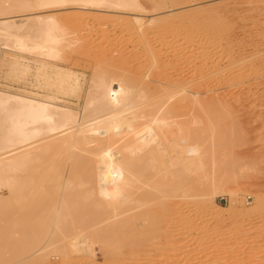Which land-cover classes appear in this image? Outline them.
I'll use <instances>...</instances> for the list:
<instances>
[{
	"label": "bare ground",
	"instance_id": "bare-ground-1",
	"mask_svg": "<svg viewBox=\"0 0 264 264\" xmlns=\"http://www.w3.org/2000/svg\"><path fill=\"white\" fill-rule=\"evenodd\" d=\"M178 2L0 0V41L20 54L11 72L20 73L25 82L32 76V88L39 86L45 93L40 96L38 89L22 93L0 89V187L16 198L26 188L22 185L30 181L28 178L43 169L49 175L41 186L56 190L51 206L42 210L50 214H46L48 220L43 218L47 224L42 240L36 245L33 242L32 256L39 257L58 245L55 241L72 202L69 188L77 178L82 184L99 181L100 198L110 190L116 192V204L124 208L119 216L127 219L146 216L140 204L163 198L169 206L162 215L176 221L177 248L182 254L185 250L175 264H192L193 252L200 260L214 261L217 250L234 245L233 237L245 233L242 224L250 225L264 217V192L258 193L250 206L242 202L234 187L232 205L240 203L243 214L258 212L260 217L251 215L238 222L231 215L227 231L233 236L228 235L221 230L224 226L220 224L222 218L218 220L220 210L214 199L216 192L229 184L235 186L245 173L239 169L241 165L235 177L231 166L232 175L223 174L230 168L222 159L228 153L225 139L232 132L220 130L219 125L233 120L225 111L232 107L224 99L232 96L233 88H247L251 82L248 88L256 87L264 67L254 65V51L240 55L228 46L229 41L224 42L226 34L220 24L223 10L215 9L214 15L203 9L174 12ZM57 9H94L131 17L105 18L112 22V31L122 35L114 44H124L113 48L114 55L113 50L111 54L100 50L86 59L92 72L84 85L75 70H61L65 64L60 59L65 48L79 41L91 42L84 36L66 45L64 34L70 27L86 24L89 18L80 11L62 18L53 14ZM196 14L211 25L193 33ZM90 19L100 21V16ZM97 27L100 32V24ZM102 32L105 37L109 35ZM105 39L98 48L105 45ZM122 54L126 64L119 60ZM223 57L225 69L220 65ZM210 92L219 95L200 100ZM239 172L242 175L236 178ZM4 201L0 197V205ZM107 202L111 205L114 199ZM104 212H100V220L110 215ZM191 215L197 216L196 222L190 220ZM263 228H259L261 233ZM14 242L8 243L14 247ZM110 252H114L113 244ZM261 259L259 264H264L262 254Z\"/></svg>",
	"mask_w": 264,
	"mask_h": 264
},
{
	"label": "rangeland",
	"instance_id": "rangeland-1",
	"mask_svg": "<svg viewBox=\"0 0 264 264\" xmlns=\"http://www.w3.org/2000/svg\"><path fill=\"white\" fill-rule=\"evenodd\" d=\"M173 9L174 12L185 11L184 9L197 12L196 10L203 9L209 15H214L215 13H212L216 12L217 9L223 10L220 24L222 31L226 34V41L224 40V42L229 41V44L227 43L228 46L234 50L236 49L240 55H249L254 51L252 53L254 55V65L258 67L262 64V67H264V0H180ZM79 11L89 19L86 24H77V26L65 30V40H67L65 44L67 45L74 38L83 39L84 36H88L91 42L83 43L79 41L73 46L65 48L60 61L65 64L61 70H75L76 75L81 79H79L80 82L84 85L92 72L86 59L92 55H97L100 50L108 51L107 54H111L113 48H121L124 44L121 42L122 45H115V42L120 40L122 35L119 32L114 33L111 29L114 28L111 26L112 22L105 20V18L117 16L121 19H129L131 17L125 13L111 14L103 10L94 9L83 11L57 9L53 14L63 18ZM43 13L45 14L46 12ZM169 14H172V12ZM94 15L100 16V21L98 19H90V17H96ZM195 16L197 17L196 23L191 26L193 33L200 31L202 26L208 28L211 25L200 19L199 14ZM99 24L100 32H98L97 27ZM103 30L108 32L109 35L107 34L108 36L105 37ZM127 36H125V40ZM103 38H106V43L103 47L98 48L97 45L100 42L102 43ZM3 43L0 41V89L8 90L12 93L31 92L32 89L36 91L38 89V92L41 91L39 92L40 96L45 95L43 88H39V86L37 89L32 88L33 84H35L32 76L25 82L20 73L11 72L12 63L20 59V54L15 48L6 47ZM115 50H113V55ZM122 57L123 54L119 60L126 64L128 60H126V57ZM220 62L221 68L225 69L227 65L226 58L222 59V61L220 60ZM31 66L34 67V63ZM263 73L264 71L261 72L262 75L260 77L264 75ZM260 77L256 79L259 80L256 81V87L253 86V89L248 88L253 82L247 88L246 86L233 88L235 92L233 90L232 96L230 97L231 94H229L227 95L229 98L224 99L227 102L226 105L229 103V107L230 105L232 107L229 110L225 108V111L232 114L233 120H224L220 122L219 127L220 130L224 129L233 134L229 133V136L227 135L225 139L228 140L225 145L228 153L226 152L227 154L224 155L226 157L222 161L225 160L223 164H227V168L231 166L235 169L233 170L230 167L223 174L232 175L233 170L235 177V173L241 169H243L242 173L245 172L243 176L246 173L248 174L240 179L238 177L242 174L239 172L240 174L236 176L239 179L237 186L229 184L220 192L218 191V194L217 192L214 194L216 195L214 199L220 210L218 220L220 221L221 218L222 221L223 219L225 220V222L220 221L221 227L222 225L224 227L221 228L220 225L218 227L224 232L227 231V225L231 219L241 222L251 215L260 217L258 212L252 214L251 211H248L243 214L240 203L234 206L231 201V192L234 187H237L240 198H243V201H241L246 205L250 204V206H252L251 204H253L256 195L264 192V76ZM243 88L246 89L244 90ZM218 95L219 93L210 92L201 95L200 100H207ZM247 96L252 97V100L250 97V100H247ZM230 100L234 105L231 104ZM74 105H76V102ZM231 135L233 136L231 137ZM207 140L210 143L211 136ZM209 143H207L208 146H210ZM208 150L211 151L210 147ZM238 160L240 161L238 162ZM234 165L236 166L234 167ZM241 165L242 167L239 168ZM236 169L237 171H235ZM48 175L45 174L43 169L38 171V173L34 172L28 178V181L29 179L30 181L26 185H22V187L26 186V188L22 189L16 198L11 197L6 188L0 187V197L5 200L0 205V210H4V213L0 211V234L4 238V241H0V264H175L176 259L178 261V258L181 257V249L177 248L179 240L177 223L172 217L168 218L162 215L163 210L165 212L167 206H169L167 203L166 205L164 204L163 198L140 204L139 207L147 213L146 216L127 219L119 216V213L124 208L119 207L120 204H116V192H111L110 190L108 194L100 198L99 181L93 180L92 184L90 182L82 184L78 178L77 182L75 181V184L73 183L72 187L69 188L72 202L68 207V216L64 219L61 232L55 241V246L56 244L58 245L53 250L42 253L43 255L39 257L32 256L33 246L37 244V241L42 240L43 227L44 224H47L45 221L48 220V215L46 214H50L49 211L42 212V210L51 206L49 205L50 199L53 201V197L56 194V190L53 187L41 186V182L45 181ZM47 179H50V176ZM261 194L264 195V193ZM111 199H114L113 204H106ZM132 207H134V204H132ZM47 208L44 210H47ZM103 211L110 215H108V218L100 220V212ZM233 214L236 217L230 219ZM85 215L91 218L99 216V218L87 219ZM44 217H46L45 221ZM191 217L193 219L191 218L190 220L196 222L197 216L191 215ZM263 224L264 217L260 218V221L251 222L250 225L249 223L247 225L246 222L242 224L246 234L241 232L239 235L234 236L232 240L233 242L236 241L237 244L233 243L234 245H232V241H229L233 247L229 245L224 250H217L216 258H213L214 261H211L212 258H202L200 260L196 257L197 254L193 252L191 255L194 257L192 259L194 264H226V262L227 264H259L262 261L261 254L264 256V233L260 232ZM227 232L228 235L232 234H229L230 230ZM241 234L247 236L244 237ZM8 240L16 242H14V247L12 244L9 245ZM112 244L114 246L113 253L110 252ZM86 250H88L87 253ZM183 251L185 252V250ZM257 251H260V253ZM184 252L182 255H184ZM193 262L191 263L193 264Z\"/></svg>",
	"mask_w": 264,
	"mask_h": 264
}]
</instances>
